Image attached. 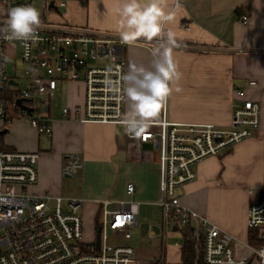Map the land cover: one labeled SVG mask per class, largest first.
<instances>
[{
    "label": "built area",
    "instance_id": "2783aa9c",
    "mask_svg": "<svg viewBox=\"0 0 264 264\" xmlns=\"http://www.w3.org/2000/svg\"><path fill=\"white\" fill-rule=\"evenodd\" d=\"M35 0H0V26L7 19L10 7L33 6ZM40 1L41 27L36 43L8 41L0 36V120L8 126L13 120L25 119L37 132L51 136L52 125L47 117L51 100L63 82L79 81L84 88L82 104L64 107L61 116L82 123L120 125L124 101L117 100L107 90L105 81L119 79L117 69L124 73L123 44L118 32L55 22L50 16L59 14L65 0ZM246 23L247 16L240 18ZM189 29L188 25H183ZM166 44L161 36L155 40ZM137 43L147 44L140 40ZM19 50L18 60L24 66L25 83L21 90L16 79V63L9 66L10 49ZM97 60L98 63H90ZM107 60V61H106ZM111 68L112 72H108ZM250 81L249 84H254ZM47 106V109H41ZM230 124L220 127L212 123L170 122L165 117L151 122L144 137L127 138L151 141L158 154L159 197L162 228L174 237L179 249L181 231L188 227L194 241L197 264L201 252L203 264H264L258 255L264 250V183L258 201L247 210V228L254 232L258 245L246 242L247 256L239 257L234 250L235 237L199 213L184 206L178 188L196 177L193 166L207 157L219 156L234 144L247 139L260 125V104L236 90ZM46 112L38 115L36 112ZM39 154L0 147V264H136L135 249L117 238L129 233L137 223L139 202L129 198L114 202L100 201L101 218L97 222L100 242L95 246L82 239V198L66 197L49 192H31L37 183ZM82 167L78 154L65 156L61 172L65 177L76 176ZM251 192V190H249ZM131 197L132 183L125 186ZM175 228V229H174ZM97 232V231H96ZM153 236V232L150 233ZM155 264H173L157 258ZM179 264V263H177Z\"/></svg>",
    "mask_w": 264,
    "mask_h": 264
},
{
    "label": "crops",
    "instance_id": "0c3cea01",
    "mask_svg": "<svg viewBox=\"0 0 264 264\" xmlns=\"http://www.w3.org/2000/svg\"><path fill=\"white\" fill-rule=\"evenodd\" d=\"M65 1L66 6L60 8L59 14L51 15L53 21L117 32L120 19L117 9L121 0ZM176 2L167 0L165 11L175 10L176 15L173 21L163 25L162 37L166 40L171 29L180 45L173 49V58L182 74L181 91H173L152 122L165 117L170 122L226 127L231 121L236 90L242 89L245 97L259 102L260 125L264 127V0H178L181 5L178 9ZM243 15L247 16L246 23L240 20ZM158 46L155 40L126 45L124 73L128 72L130 63L151 68L152 51ZM250 81L255 83L251 85ZM82 99L81 82L61 83L47 109L51 136L37 132L25 119H16L6 127L0 124V130L7 129L0 134L2 145L10 150L38 152V179L29 189L37 194H63L65 176L61 168L65 156L78 154L82 159L85 195L73 197L94 206H99L102 199H109L108 209H113L116 201L129 198L138 201L137 223L133 229L142 216L144 240L148 241L146 248L151 252L142 253L132 246L136 264H155L157 258L180 263V248L167 242L168 237L174 236L162 228V209L157 203L159 168L155 144L127 138L121 125L82 123L61 116L62 108H72ZM129 110L130 102L125 98L124 114ZM119 151L124 152L122 160L115 159ZM192 168L196 177L177 190L181 204L233 235L236 255L247 256L249 252L244 247L250 232L247 210L258 201L264 183V133L256 130L221 155L207 157ZM127 183L135 187L131 197L125 192ZM91 195L102 196L87 197ZM158 208L161 219L155 213L149 214ZM99 214L96 226L101 218ZM117 241L125 243L121 237Z\"/></svg>",
    "mask_w": 264,
    "mask_h": 264
},
{
    "label": "clouds",
    "instance_id": "9594fccd",
    "mask_svg": "<svg viewBox=\"0 0 264 264\" xmlns=\"http://www.w3.org/2000/svg\"><path fill=\"white\" fill-rule=\"evenodd\" d=\"M175 7H181L178 0ZM167 0H121L117 9L120 17L117 32L123 44L134 45L141 39L153 42L163 34V25L175 19V10L165 11ZM40 12L31 5L10 7L7 19L0 26V36L8 41L36 43L41 27ZM176 34L171 29L166 34V44L153 48L151 68L130 63L127 73L119 72L118 80L107 79V90L117 100L127 99L130 110L120 119L124 133L141 138L147 133L154 118L166 106L173 91L180 92L182 74L173 58V49L179 47ZM108 72H112L109 68ZM258 255L264 257V250Z\"/></svg>",
    "mask_w": 264,
    "mask_h": 264
},
{
    "label": "rangeland",
    "instance_id": "374dc122",
    "mask_svg": "<svg viewBox=\"0 0 264 264\" xmlns=\"http://www.w3.org/2000/svg\"><path fill=\"white\" fill-rule=\"evenodd\" d=\"M33 7L37 8L40 12V1L35 0L33 3ZM41 14V13H40ZM51 19H53V16H50ZM10 57H9V66L11 67L12 64L16 63V68H17V73H16V79L19 82V85L17 86L18 90H21L23 88V85L25 83V75H24V66L22 63L18 60V54L19 50L11 48L10 51ZM107 61V60H106ZM99 61L97 60H90V63H98ZM83 88V86H82ZM83 96H84V88H83ZM83 101V99H82ZM53 104H55L54 101H52ZM80 104V103H78ZM82 104V102H81ZM38 115L45 114L46 112L40 113L39 111L36 112ZM0 124L4 126V122L0 120ZM6 127V126H5ZM65 162V160H64ZM85 169V168H84ZM81 173H82V168L78 170L76 173V176H71V177H64L63 179V195L66 197H73V196H84L85 194L83 193L82 189V179H81ZM102 195H95V196H87V197H101ZM108 197V196H107ZM99 205V204H98ZM100 207L99 206H94L91 203H87L82 205L81 208V217H82V225H83V236L82 239L85 242H90L94 239L95 237V226H96V219L99 217L100 213ZM144 206H142V209ZM158 216L161 219V210L156 209V211H150L149 214ZM146 215V214H145ZM153 215V216H154ZM147 216V215H146ZM145 220V219H144ZM142 216L140 217V220L138 222V226L136 229H133L126 235L122 237V241H124L126 244H129L130 246H133L137 251H140L142 253H150L151 251H148L147 244L148 241L145 242L144 236H145V231H144V225L142 222ZM93 223V225H92ZM168 233V231H167ZM176 237H168L167 242H174ZM248 244H252L254 246L258 245L257 243L254 242L253 238H248L247 240ZM248 253V252H246ZM241 254V253H240ZM244 255V254H242ZM174 259H177V257H174Z\"/></svg>",
    "mask_w": 264,
    "mask_h": 264
},
{
    "label": "trees",
    "instance_id": "16d2710c",
    "mask_svg": "<svg viewBox=\"0 0 264 264\" xmlns=\"http://www.w3.org/2000/svg\"><path fill=\"white\" fill-rule=\"evenodd\" d=\"M1 139L2 138L0 135V147L5 148L2 145ZM248 236L249 238L251 237L253 238L254 232L250 231ZM181 243L182 245L180 247V263L179 264H194V260H195L194 241L190 235V231L188 227L183 228L181 231ZM197 264H203L201 252L199 254Z\"/></svg>",
    "mask_w": 264,
    "mask_h": 264
},
{
    "label": "water",
    "instance_id": "95a60500",
    "mask_svg": "<svg viewBox=\"0 0 264 264\" xmlns=\"http://www.w3.org/2000/svg\"><path fill=\"white\" fill-rule=\"evenodd\" d=\"M45 109H47V106H44L41 109V111H44ZM6 131H7V129L0 130V134H4V133H6ZM123 155H124V152L123 151H119L118 154L115 156V159L116 160H122L123 159ZM261 195H262V193L260 192L259 199L261 198ZM99 242H100V236H99V230H97L96 237H95V246H96V248H98Z\"/></svg>",
    "mask_w": 264,
    "mask_h": 264
}]
</instances>
